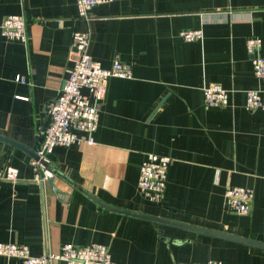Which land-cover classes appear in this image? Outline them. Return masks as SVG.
<instances>
[{"label": "crops", "instance_id": "1", "mask_svg": "<svg viewBox=\"0 0 264 264\" xmlns=\"http://www.w3.org/2000/svg\"><path fill=\"white\" fill-rule=\"evenodd\" d=\"M10 14L26 15V42L2 34ZM199 28L200 40L180 34ZM76 30L90 31L103 67L119 57L134 75L109 78L94 142L57 146L51 181L35 180L33 156L0 140V170L19 169L17 181L0 180V242L34 255L99 242L121 264H264V109L245 106L247 89L264 96L246 46L260 38L264 56V0H112L86 20L76 0H0V134L36 147ZM209 83L229 89L230 104L208 107ZM148 152L172 157L159 203L138 188ZM236 185L255 191L247 214L225 208Z\"/></svg>", "mask_w": 264, "mask_h": 264}, {"label": "built area", "instance_id": "2", "mask_svg": "<svg viewBox=\"0 0 264 264\" xmlns=\"http://www.w3.org/2000/svg\"><path fill=\"white\" fill-rule=\"evenodd\" d=\"M112 0H76L78 14L82 19H89L95 6ZM27 17L24 14L7 15L2 24V34L9 38L26 42ZM186 40H200L204 32L199 29L181 31ZM91 33L89 30H76L72 35V69L63 81L57 98L47 106L49 122L43 129L35 152L38 158L32 159L35 171L34 179L45 182L53 175L52 169L43 161L51 163L50 157L57 146L67 147L73 143L94 142L93 133L100 120V100L107 89L110 77L131 78L134 75L133 66L119 57L115 58L110 67H103L90 53ZM261 39L249 37L247 50L251 56L254 75L264 82V56L255 52ZM17 81L27 82L26 77L17 75ZM205 104L208 107L220 108L231 101V92L219 83H209L203 87ZM246 108L249 110L263 108L264 96L260 89L246 90ZM82 133H86V137ZM172 157L155 152H148L143 157L138 178V188L151 201L161 202L164 198L169 168ZM19 179V169L6 164L0 170V180L15 182ZM255 196L253 188L248 186H228L224 192L225 208L229 211L247 214ZM0 255L18 258L21 264H121L116 261L107 244L91 242L79 245L72 242L64 243L60 250L45 251L42 255H34L26 243L0 242ZM191 264H222L211 259L204 263Z\"/></svg>", "mask_w": 264, "mask_h": 264}, {"label": "water", "instance_id": "3", "mask_svg": "<svg viewBox=\"0 0 264 264\" xmlns=\"http://www.w3.org/2000/svg\"><path fill=\"white\" fill-rule=\"evenodd\" d=\"M0 140L6 142V143H9L10 145H14V146H19L21 148H23L25 151H27L30 155L33 156V158H38V155L37 153L35 152V148H31V147H28L27 145H25L24 143L22 142H19L17 140H13V139H10L9 137L7 136H4L2 134H0ZM44 165L51 168L52 165L51 163H47L46 161H43ZM49 180L51 181V179L49 178ZM57 191L59 193H61L62 191H60L59 189H57Z\"/></svg>", "mask_w": 264, "mask_h": 264}]
</instances>
